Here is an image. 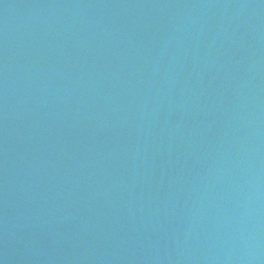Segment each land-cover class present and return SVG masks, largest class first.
I'll return each mask as SVG.
<instances>
[{
    "label": "water",
    "instance_id": "water-1",
    "mask_svg": "<svg viewBox=\"0 0 264 264\" xmlns=\"http://www.w3.org/2000/svg\"><path fill=\"white\" fill-rule=\"evenodd\" d=\"M0 264H264V0H0Z\"/></svg>",
    "mask_w": 264,
    "mask_h": 264
}]
</instances>
